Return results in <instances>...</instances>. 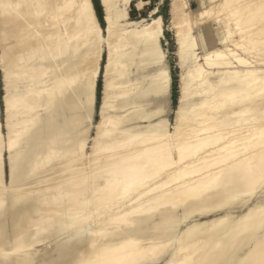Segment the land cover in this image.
Returning <instances> with one entry per match:
<instances>
[{"label": "bare ground", "instance_id": "6f19581e", "mask_svg": "<svg viewBox=\"0 0 264 264\" xmlns=\"http://www.w3.org/2000/svg\"><path fill=\"white\" fill-rule=\"evenodd\" d=\"M111 1L103 34L91 0H0V264H263L264 0L195 13L172 1L183 69L172 122L147 103L170 83L161 17L131 21L130 0ZM216 15L228 17L212 40L222 46L199 54L195 30ZM139 55L154 73L125 72ZM162 188L183 199L157 204ZM236 204L246 208L234 216Z\"/></svg>", "mask_w": 264, "mask_h": 264}, {"label": "rangeland", "instance_id": "374dc122", "mask_svg": "<svg viewBox=\"0 0 264 264\" xmlns=\"http://www.w3.org/2000/svg\"><path fill=\"white\" fill-rule=\"evenodd\" d=\"M172 1H175V0H130L129 4L127 5V19L128 20L135 21V22H146L147 20H149L151 18V12L153 10H155L154 15L160 16L162 19L163 31H162V35L159 38V43H160L161 49H162L163 54H164V59L162 60V63H160V65H161V67H164L168 70V73L170 76V83H169L168 91L165 95L159 96L157 98L151 96L152 98H149L147 103H148L149 108L161 106L164 109V112L162 113V115H164L166 118H168L169 122H172L173 118H174V109L177 106V100H178V95H179V78H180V75L183 71V69L181 68L180 63H179L177 46L175 43V36H174V31H173V27H172V23H171L170 8L173 4ZM186 1L188 2L189 11L191 13H195L199 9L206 7L208 4H210V1H212V0H186ZM91 2L93 5V9H94L97 21H98L100 27L102 28V30L104 31L103 34H106L105 29L107 27V23H106V20L104 19L105 11H104V7L101 4V0H91ZM111 3L115 5L116 2H115V0H112ZM118 6H121V3H118ZM216 17L215 16L208 17L206 19V24L196 28V30H195V34L197 36L198 43H199V46H198V49L196 50V52H198L199 54L211 49L213 46H215V47L222 46V43L219 40H217V42H213V43H212V40H213L214 36H216V35L221 36L222 35V26L223 27L225 26L224 24L222 25V22L224 21L226 23L228 17L226 18V16L225 17L223 16L220 19L218 18L217 15H216ZM257 17H259V18L256 19ZM260 17H261L260 14H256L255 16H252L250 18V21L245 26V30L249 29L250 31H252L258 26V25L256 26L257 23L260 22L259 23V25H260L261 24ZM222 19H224V20H222ZM221 20H222V22H221ZM262 21L264 22V19H262ZM263 29H264V26H263ZM263 29H261L262 32L260 31V35L263 34ZM249 30H246V31L250 32ZM3 44H4V42H3ZM1 47L2 46H0V52H2ZM25 47H26V45H25ZM25 47H24V49L22 48V50H25L23 53L21 52L22 54H27L25 52L31 51L30 49H27L28 46L26 48ZM17 48H19V47L17 46L14 49V51L16 53V54L14 53L15 55H12V56L9 55L10 57L16 56L15 58L13 57L14 59L12 58V59H10L11 61H9V63L11 62L10 64H12L13 60H14V64L16 63L15 64L16 67H14L12 65L15 68V72H18L16 70H18V68L20 66L17 67V63L21 60V59L18 60L17 53L19 54V58H20V50H18ZM2 54H3V52L0 54V57L4 60V57H3L4 55H2ZM144 57L146 58V60L144 59ZM258 57L263 58L264 52L260 53V55H258ZM1 58H0V122L2 125H4L5 106H4V102L2 100V96L5 94L4 72H3L5 70H4V68L2 69V67H5V65H3L5 63L3 60H1ZM105 58H106V50H105V48H103V55H102V60H101L102 66L105 62ZM138 58H139V60H138ZM15 59H17L18 62ZM140 59H141V61H140ZM148 61L150 62L149 57H147L145 55L144 56L139 55L136 57L135 62L133 61L132 65H129L125 68L126 69L125 72L126 73L130 72L131 74L135 75V73L138 69L143 68V70H139L140 73L142 71L145 72L144 74L154 73L156 70L155 65L152 63L149 64ZM102 89H103V77H102V73H101V74H99L97 81H96V99H95V109H94V113H93V123H96L98 120V108H99V105L101 102ZM149 97H150V95H149ZM1 130L3 133L6 132V130L4 129L3 126L1 127ZM94 131H95L94 126L92 125V127L90 128V130L88 132V135L92 136L94 134ZM57 157L58 156L54 157V160L58 159ZM64 157H66V156H63V158ZM72 166H73V168H72ZM72 166L67 167L65 169V171L66 170L67 171L64 173L69 174V172L71 170L75 169L78 165H76V166L72 165ZM6 169H7V166H6ZM168 189H170V188H167V189L164 188V190H163V188L162 189H155L154 191H152V193L154 195H156L155 198H157L159 196L158 197L159 199L157 198L156 200H161V199L164 200L169 195L170 198L174 197L173 201H175L174 199H176V201L173 204H175V203L179 204L180 203L179 201H181L183 199V196L182 195L180 196L177 194H175V195H177V196H175L174 192H172V190L170 192V190H168ZM158 190H161L162 193L161 192L156 193V192H158ZM164 192L168 193V195L165 198L162 197ZM170 194H171V196H170ZM178 196L182 199L180 200V198ZM177 197H178L179 201L177 200ZM257 199L258 200H264V193H262L261 197H258ZM163 200L159 201L158 203L156 201H154V203H152L151 206L156 205L155 203L160 204V202H162ZM53 203L54 202H52L51 205H53ZM54 205H55V203H54ZM170 205H172V204H170ZM244 206L245 205H242V204L233 205L231 207V213L234 216L240 215L246 208ZM151 209L153 210V208H151ZM151 209H150V211H152ZM147 212H149V211H147ZM215 214L216 213L211 214L210 216H207L204 218H200V219L196 217L195 219L203 220V219L211 218V217L215 216ZM217 214H219V213H217ZM191 244H190V246H191ZM197 244H199V243H197ZM35 246H36L37 250L42 252L48 246V239L43 240L40 243H37V245H35ZM224 246H225V244H220L219 247H224ZM216 250H221V248L216 249Z\"/></svg>", "mask_w": 264, "mask_h": 264}]
</instances>
